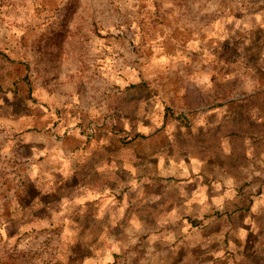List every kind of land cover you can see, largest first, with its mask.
Here are the masks:
<instances>
[{
	"label": "crops",
	"instance_id": "1",
	"mask_svg": "<svg viewBox=\"0 0 264 264\" xmlns=\"http://www.w3.org/2000/svg\"><path fill=\"white\" fill-rule=\"evenodd\" d=\"M229 25L183 31L177 52L167 55L180 61L177 83L163 93H119L108 115L104 103L88 107L33 85L29 45L0 29V231L56 230L71 256L83 259H132L138 251L160 258L156 264H234L255 233L253 203L233 213L237 196L228 195L227 185L238 183L221 154L200 141L234 127L235 74L220 72L216 55L202 56L205 45H231ZM260 42L242 37L233 45ZM241 60L249 65V55ZM169 108L202 131L184 139L185 147L173 135L180 124ZM152 129L161 131L144 132ZM122 131H130L128 139Z\"/></svg>",
	"mask_w": 264,
	"mask_h": 264
},
{
	"label": "rangeland",
	"instance_id": "2",
	"mask_svg": "<svg viewBox=\"0 0 264 264\" xmlns=\"http://www.w3.org/2000/svg\"><path fill=\"white\" fill-rule=\"evenodd\" d=\"M225 21L233 29L228 37L231 45H205L202 56L209 59L211 54L213 59L216 55L219 71L235 74L229 84L239 103L234 106L232 124L253 126L252 119L263 117L255 105L264 102V0H0V29L9 31L20 45H29L26 63L31 83L49 95L74 96L88 107L104 103L107 115L112 111L109 102L120 100L119 93L167 92L177 83L173 76L182 72L180 61L167 57L177 52L182 32L200 29L203 33ZM224 35L219 31L218 40L224 41ZM258 36L262 45H233L242 37ZM243 54L249 55L248 66L241 60ZM168 110L180 124L173 126V135L185 147L184 139L194 138L200 130L185 122V113ZM160 131L144 132L152 136ZM122 132L128 139L130 131ZM258 153L262 159L245 173V190L257 226L234 264H264V146H258ZM227 186L228 195L237 196L236 183ZM45 230L32 235L0 231V264H156L160 260L137 256L138 251L132 259L124 254L73 257L56 230Z\"/></svg>",
	"mask_w": 264,
	"mask_h": 264
},
{
	"label": "trees",
	"instance_id": "3",
	"mask_svg": "<svg viewBox=\"0 0 264 264\" xmlns=\"http://www.w3.org/2000/svg\"><path fill=\"white\" fill-rule=\"evenodd\" d=\"M255 108L263 114V117L254 118L258 119L257 121L252 119L253 126L246 127L244 124H237L232 129L223 131L222 137L219 136L215 140H210V138L200 140L202 149L205 147L221 154L224 168L238 183L237 199L232 203L233 213L250 210L252 202L245 190V173L262 159V153H258V146H264V132L262 131L264 102L255 105ZM225 138H227V144L222 145L221 139ZM237 264L241 262L237 261Z\"/></svg>",
	"mask_w": 264,
	"mask_h": 264
}]
</instances>
